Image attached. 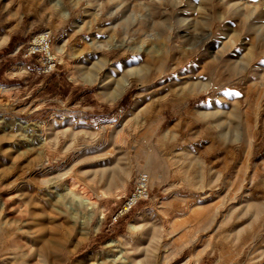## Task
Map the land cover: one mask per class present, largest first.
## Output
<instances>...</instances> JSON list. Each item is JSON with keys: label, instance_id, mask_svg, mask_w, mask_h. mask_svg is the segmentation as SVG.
I'll use <instances>...</instances> for the list:
<instances>
[{"label": "rangeland", "instance_id": "obj_1", "mask_svg": "<svg viewBox=\"0 0 264 264\" xmlns=\"http://www.w3.org/2000/svg\"><path fill=\"white\" fill-rule=\"evenodd\" d=\"M0 264H264V0H0Z\"/></svg>", "mask_w": 264, "mask_h": 264}, {"label": "built area", "instance_id": "obj_2", "mask_svg": "<svg viewBox=\"0 0 264 264\" xmlns=\"http://www.w3.org/2000/svg\"><path fill=\"white\" fill-rule=\"evenodd\" d=\"M29 56H39L41 58V69L43 73H50L59 65V56L53 49V37L51 32H45L30 44L28 49ZM150 176L148 173L141 172L137 175L134 192L126 202L125 211H129L140 201L146 200L150 196Z\"/></svg>", "mask_w": 264, "mask_h": 264}, {"label": "bare ground", "instance_id": "obj_3", "mask_svg": "<svg viewBox=\"0 0 264 264\" xmlns=\"http://www.w3.org/2000/svg\"><path fill=\"white\" fill-rule=\"evenodd\" d=\"M127 19V18H126ZM151 22H152V24L153 23H155L156 22V19L154 18V16H152V17H150V19H149ZM173 20V19H172ZM172 20H171V22H172ZM174 21V20H173ZM251 21V20H250ZM161 23H163V22H161ZM156 24V23H155ZM163 24H165V23H163ZM160 25V24H159ZM154 26V25H153ZM162 26V25H161ZM166 26V25H165ZM163 27V26H162ZM167 27H168V25H167ZM172 28V27H171ZM177 28V27H176ZM200 32V31H199ZM179 34V33H178ZM177 34V35H178ZM185 37V36H184ZM181 38H183V37H181ZM184 39V38H183ZM188 42H192L190 39L188 40ZM193 44V43H192ZM191 50L192 49H190V50H187L188 51V53L189 52H191ZM193 51V50H192ZM212 56V55H211ZM188 57V56H187ZM164 59V58H163ZM165 60V59H164ZM162 63V62H161ZM160 64V63H159ZM239 64H240V62H239ZM167 65V64H166ZM201 91V90H200ZM150 183H151V180H150Z\"/></svg>", "mask_w": 264, "mask_h": 264}]
</instances>
